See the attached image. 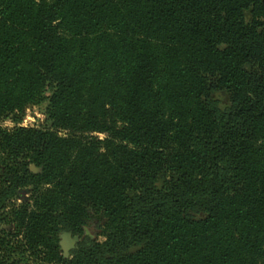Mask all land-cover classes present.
<instances>
[{
	"label": "trees",
	"instance_id": "trees-1",
	"mask_svg": "<svg viewBox=\"0 0 264 264\" xmlns=\"http://www.w3.org/2000/svg\"><path fill=\"white\" fill-rule=\"evenodd\" d=\"M0 264H264V0H0Z\"/></svg>",
	"mask_w": 264,
	"mask_h": 264
},
{
	"label": "rangeland",
	"instance_id": "rangeland-1",
	"mask_svg": "<svg viewBox=\"0 0 264 264\" xmlns=\"http://www.w3.org/2000/svg\"><path fill=\"white\" fill-rule=\"evenodd\" d=\"M219 99L221 103L224 104L226 102V96L221 93L219 95ZM44 106H34L29 107L25 111V116L22 121L23 126H41L45 123V116L43 115ZM4 126L11 127L12 123L10 121H5ZM88 231V230H87ZM89 234L91 233L88 231ZM98 240H103V237H98Z\"/></svg>",
	"mask_w": 264,
	"mask_h": 264
},
{
	"label": "flooded vegetation",
	"instance_id": "flooded-vegetation-1",
	"mask_svg": "<svg viewBox=\"0 0 264 264\" xmlns=\"http://www.w3.org/2000/svg\"><path fill=\"white\" fill-rule=\"evenodd\" d=\"M65 233H68L70 235V239H74V237H77V239L75 240L73 246L68 247V250H67V256H68L69 253H70V251H72L73 249L76 248L78 242L81 240V237L78 234H72L70 232H63L59 236V243L64 240L63 237H62V235L65 234ZM85 234L86 235H89V232L87 231V229L85 230ZM66 245H68V244H66ZM59 246H60V244H59ZM60 250L62 251L63 256H65L64 249L61 246H60ZM67 256H65V257H67Z\"/></svg>",
	"mask_w": 264,
	"mask_h": 264
},
{
	"label": "water",
	"instance_id": "water-1",
	"mask_svg": "<svg viewBox=\"0 0 264 264\" xmlns=\"http://www.w3.org/2000/svg\"><path fill=\"white\" fill-rule=\"evenodd\" d=\"M30 169L34 172L38 171V169L36 167H34L33 165L30 167ZM62 237L64 240L62 242H60L59 244L64 249L65 256H67L68 247L73 246L77 237H74V239H70V235L68 233L63 234ZM66 244H68V245H66Z\"/></svg>",
	"mask_w": 264,
	"mask_h": 264
}]
</instances>
